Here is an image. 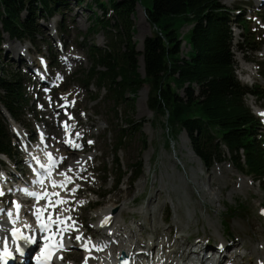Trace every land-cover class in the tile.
<instances>
[{"label":"rangeland","instance_id":"1","mask_svg":"<svg viewBox=\"0 0 264 264\" xmlns=\"http://www.w3.org/2000/svg\"><path fill=\"white\" fill-rule=\"evenodd\" d=\"M263 1L240 0L231 3L230 0H223V4L233 15L238 16L240 21L233 35L236 73L243 84L257 89L260 93L259 96H247L246 104L264 127V118L259 116L260 111H264V7H258ZM63 3L65 6L59 13L62 15L41 21L40 33L34 46L29 41L12 40L8 35L2 36L3 41L0 43V78L20 76L24 82V95L29 101L17 121L18 125L26 129L25 138L39 141L43 138L39 134H44L40 128H44L45 133L50 132L52 141L60 145L65 137L60 126L67 120L61 106L65 101L74 102L73 110H68L76 115L80 123L77 133L86 135L83 139L86 150L74 149L75 155L70 159L68 157L62 168L68 169L70 164L77 163L82 155L95 158H91V170L87 168L86 174L69 176L70 183H76L72 195H75L77 190H80V194L75 202L74 196L71 197V206L62 212L76 213L80 220L77 226L82 228L83 233L88 234L87 238L94 236L98 242L108 240L103 234L95 232L102 218L101 214L105 209L113 208L114 211L118 210L116 223L111 231L105 233H115L116 236L117 230L121 229L128 233L134 231L139 235L144 233V236L138 239L143 244L155 243L156 254L161 253V246L166 244L170 237L168 232L174 229L173 240L179 237L183 238L186 244L194 245L185 249L187 252L191 248L199 249L201 245L219 247L223 244L231 245L230 242L238 240L240 242L236 247H241L230 252L229 246L228 251L223 253L229 255L226 259L229 260L231 256L238 254L242 258L240 264H255L256 258H248L246 255L258 244L257 239L264 242V186L241 174L231 165L228 156L225 162L207 170L201 160L196 155L197 158L194 157L187 135L181 133L176 136L169 132L164 121L149 109L148 87L138 94L133 110L129 97L126 104L117 110L104 90L100 92L93 85L87 87L85 79L82 78L83 73L91 68L87 47H105L108 43L103 31H92L96 14L101 15V11L92 0H86L82 4L77 0H63ZM152 3L153 0H140L133 18L136 26L133 40L138 44L137 50L140 52H143L145 39L156 31L148 23L145 13L152 7ZM70 4L72 10L68 13ZM191 29V25L184 24L178 31L183 40V56L191 52ZM255 48L259 51L256 52ZM21 53H24L27 59L18 62L15 58L18 59ZM43 63L49 65V68L43 67L46 68L45 73L50 74L53 79L52 87H41L35 71L29 73V69L25 67L35 65L36 73H40ZM139 64L140 73L144 74L143 56L139 57ZM247 72H251L252 76L249 77L250 73ZM50 92H53L54 102L47 105V111L39 112L43 102L48 101V95L51 97ZM95 98L97 101H94ZM52 108H55L57 113L49 117ZM6 123L12 135V126L15 124L7 119ZM126 123L132 125L129 127ZM122 127L127 128V133L131 131L129 140L123 142L124 150L118 155L122 164V169L118 171L114 161L115 146L119 140L118 131ZM91 144L93 147H90ZM145 146L148 150L143 152ZM21 149L23 150L22 147ZM60 154L70 156L63 146H56L54 154L50 155L57 159ZM4 160L9 165H14L16 161L24 163L26 156L22 154L16 160ZM130 166L141 168L140 172L137 168L138 174L133 176L138 178L131 180L127 176L117 187L120 175L128 172ZM22 167L25 168L23 164ZM16 169L15 166V173ZM24 170L29 175L27 169ZM10 188L13 190V187ZM202 191L208 193L206 198L202 196ZM217 193L218 195L213 197ZM104 195L108 196L102 198ZM12 202L13 196H10L0 204V208L10 207ZM30 215L31 211L27 218ZM140 225L144 227L140 229ZM156 231L158 234H155ZM3 234L8 240L7 232ZM74 237L72 243L77 242ZM168 250L170 251L169 248ZM207 253L210 257L214 256L212 252ZM83 256L84 251L75 248L67 258L63 257L57 264H81ZM71 259L76 263L69 261Z\"/></svg>","mask_w":264,"mask_h":264},{"label":"trees","instance_id":"2","mask_svg":"<svg viewBox=\"0 0 264 264\" xmlns=\"http://www.w3.org/2000/svg\"><path fill=\"white\" fill-rule=\"evenodd\" d=\"M85 1L77 0L79 4ZM92 2L101 11L92 31H103L108 43L103 48L87 47L91 68L82 76L87 87L104 90L117 110L128 97L133 110L138 94L148 87L149 109L164 121L169 132L187 135L207 170L228 156L234 168L264 186L263 128L246 104L247 96L260 93L237 77L231 26L240 21L223 0H153L146 17L156 31L145 39L143 52L133 40V18L140 0ZM64 6L63 0H0V43L2 36L8 35L12 40L36 44L41 21L62 15L59 13ZM71 10L70 4L67 12ZM184 24L192 26L187 56L182 55L183 40L178 33ZM140 56L144 74L140 73ZM28 103L20 76L0 78V104L14 119L20 120V112ZM127 131L126 127L118 131L114 160L118 171L122 169L118 155L130 138L131 130ZM147 150L145 146L143 152ZM0 154L14 155L1 110ZM137 168L140 172L139 166H130L122 173L117 187L127 176L137 179L133 178Z\"/></svg>","mask_w":264,"mask_h":264},{"label":"bare ground","instance_id":"3","mask_svg":"<svg viewBox=\"0 0 264 264\" xmlns=\"http://www.w3.org/2000/svg\"><path fill=\"white\" fill-rule=\"evenodd\" d=\"M259 1H261V0H259ZM230 2L236 3L237 1L236 0H230ZM228 3H226V4L228 5ZM258 7L263 8L264 7V1L260 2V6H258ZM68 16H70V15H68ZM262 54L264 55V52H262ZM26 59L27 58H26L24 53H21L20 57L18 59L15 58V60H17L18 62H21V61L23 62ZM72 60L73 59H70V60L68 59V61H72ZM30 67L33 68V67H35V65L31 64ZM245 70H247V69H245ZM249 73H250L249 77H251L252 73L251 72H249ZM49 81H50V83H49ZM52 81H53V79L50 78V74H46V73H44V77L40 79V83L45 84L47 86L50 85L52 83ZM74 105H75L74 102L70 103L69 108L73 109ZM42 111H44V110H42ZM262 112L263 111H260V113H262ZM56 113H57V111L49 112V117L54 116ZM54 123H55V121H54ZM88 123H89V121H88ZM79 125H80V123L78 122V118H77V122L74 124H71V127L64 134L66 137V134L71 133L72 138L70 140H67L64 137V139H62L60 145L55 143L54 141H52V139L50 138V132L49 131H46V133H45L44 128H40V130L45 134V136L42 138V149H43L42 152H46L48 154L49 158L51 157V161L52 162L54 161L55 166L64 165V163L66 162L68 157L70 159L73 157V155H75L74 150H72V146H71L72 143H74V147L76 149L79 148V151H85L86 150V148H84V147H86V145L83 143V139L86 135L83 133L82 134L77 133ZM60 130L62 131L61 127H60ZM67 141H71L72 143L69 144V143H67ZM76 145H79V147H76ZM56 146L57 147L63 146L64 149L68 150L70 156H68L66 154H62V155L60 154V155H58L57 159H54L52 157V155L54 154V149H56ZM90 147H93V144H91ZM50 154H52V155H50ZM193 155H194V157H196L194 153H193ZM63 156H64V158H63ZM80 158L81 159L78 158L77 163L70 164L69 168L66 169L64 172L65 173V175H63L64 177L69 176V175L83 176L84 174L87 173V168L91 167V158H94V157L88 156V155H82V156H80ZM94 159H92V160H94ZM69 169H71V171H69ZM89 170H91V168ZM2 185H5V184L3 183ZM66 185H64V186H66ZM78 194H80V190L78 191ZM201 194L204 198H206L208 193H206L205 191H202ZM211 195H213V194H211ZM211 195H209V196H211ZM217 195H218V193L213 195V197H216ZM30 211L33 212V210H30ZM117 211H114L113 208L105 209L101 214L102 218L99 220V223L97 224V226L95 228V232H99L96 229L99 226V224L106 217L107 218H113V220H114L113 227H114V225L116 223V214H117L116 212ZM67 217L72 218L71 220L67 221V224H72L74 221L75 226L78 227L77 224L80 222V220L76 216V213L71 212V213H67V214L62 215V218L66 219ZM26 225H28V226H26ZM176 225L178 226V224H176ZM20 226H22L23 228L28 230L30 228L31 224L29 221H25V222L23 221V222H21ZM143 227H144L143 225H140V229ZM178 228H179V226H178ZM78 229H79V233L76 232V234H82L85 237V234L82 232V228L79 226ZM7 231H8V228H6V226L0 222V241H3V243H0V245L5 246V244H6L7 247H9L8 243L5 241L7 239L5 238V236L3 234V233H6ZM173 233H174V229L168 232L170 237H169L167 243L164 244L163 246H161L162 251H161V253L159 252V254L155 253V250L157 248V245L155 243L143 244V242L138 239L139 237L144 236L143 235L144 233L142 235H139L134 231H130L128 233L125 230L121 229V230H117L118 235L113 236V237L109 236V237H107L109 239V241H104V242L103 241H99V242L95 241L96 238L93 236L92 237V243L93 244H97V245H100L102 247H103V245H107V246L103 247V250L101 252H98V251L96 252L95 249H93L90 253L84 252L85 254L83 256V260H82L81 264H83V261L88 254H93L96 257L99 256L100 254H102L101 258L111 259L112 257H114L118 253H124L125 256L131 257L132 264H133V261L136 262L135 264H189V262L196 257L201 258L203 260V262L207 263L210 261V258H211L207 252H212L213 255H218L220 264H240V261L242 259L240 257V255L235 254V255L231 256V258L233 257L232 259L230 258L229 260H227L226 258L229 257V255L223 254L225 251H228V249L230 248L229 246H231V250H229L230 252L234 251L236 249H239L241 246L236 247V244L240 242L238 240L230 242L231 245H225L224 246V244H223V246L219 245V247H218V245H210V246L201 245V247L199 248L200 250L197 249V251L195 253V252H193V251H195L194 248H191L189 252L185 251V249H187L189 247H193L194 245L192 246L191 243L186 244L185 242H183V238H179V237L176 240H173L172 239ZM145 234H146V231H145ZM155 234H158V231H156ZM114 237H118V239H116ZM134 240H136V242H134ZM257 241H258V244L255 245V248H253V250H251L250 254L246 255V257L256 258V260L254 259L256 261L255 264H264V262H262L263 255H264L263 254L264 253V242H259L260 240H258V239H257ZM261 241H263V240H261ZM241 245H243V244H241ZM168 248L170 249V251L168 250ZM150 251H153V253L150 254L149 253ZM107 252H109V253L107 254V256H105V254ZM223 256H225V257H223ZM144 259H146V261ZM28 260L31 261V259H28ZM25 261H27V260H25ZM69 261H71L72 263H76V262H73L72 259ZM97 262H98L97 260H88L87 264H96ZM112 263H113L112 261H106L105 262V264H112ZM59 264H65V263L60 262ZM69 264H71V263L69 262ZM100 264H103V263H100Z\"/></svg>","mask_w":264,"mask_h":264},{"label":"snow or ice","instance_id":"4","mask_svg":"<svg viewBox=\"0 0 264 264\" xmlns=\"http://www.w3.org/2000/svg\"><path fill=\"white\" fill-rule=\"evenodd\" d=\"M261 115H264L262 113ZM67 143L71 144V141H67ZM76 147H79V145H76ZM51 159V157H50ZM41 167H44V165H41ZM71 171V169H69ZM61 175H65V173H61ZM69 182L70 179H69ZM42 183V181H40ZM63 186V185H61ZM53 187H56V184L53 183ZM27 195L32 196L37 202H39L41 199L47 200V204L41 208H37L32 214L36 217L37 224L39 226V230L44 233L43 236V246L40 250V255L37 256V264H52V261L55 260H63L62 255H59V253L67 250L66 246L64 244V239L66 234H70L71 232H77L79 233V229L75 226V222L73 221L72 224H67V220H71V217L62 218V213L53 216L52 212H49V208L55 209L59 204L67 203V201L64 200H56L53 201L49 194L45 192L44 194L40 193H29L27 190H24ZM74 191V190H73ZM0 195H3V192H0ZM53 196H58V193L51 194ZM16 208L19 209L20 205L16 204ZM2 211V209H0ZM63 211H67V209H64ZM47 213V217L45 218L44 214ZM9 217L12 216V213H8ZM13 223H16L15 220L12 221ZM104 224L108 223V218L106 217L103 221ZM28 226V225H26ZM55 226V227H53ZM11 235L13 237H17L18 239H23L25 241H28V237H24L20 235V230L18 228H14L11 232ZM68 239H72L73 237L71 235L67 236ZM75 240L80 243V247L85 251L90 253L93 249L96 251L103 250V247H106L107 245H97L93 244L91 238H85L82 234H77L75 237ZM35 243V241H32ZM0 243H3V241H0ZM17 252L22 253V249L20 247L16 248ZM12 253L9 251L7 245L5 244L4 251L2 254H0V260H5L6 257H11ZM89 257H85L83 264H87ZM5 264H7V261L5 260ZM124 264H127V261H124Z\"/></svg>","mask_w":264,"mask_h":264},{"label":"water","instance_id":"5","mask_svg":"<svg viewBox=\"0 0 264 264\" xmlns=\"http://www.w3.org/2000/svg\"><path fill=\"white\" fill-rule=\"evenodd\" d=\"M124 261H127V259L125 257H122L121 263L124 264ZM128 264V261H127Z\"/></svg>","mask_w":264,"mask_h":264}]
</instances>
